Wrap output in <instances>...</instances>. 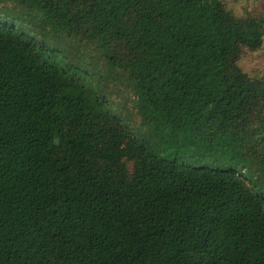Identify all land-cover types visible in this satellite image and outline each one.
Segmentation results:
<instances>
[{
	"label": "trees",
	"instance_id": "1",
	"mask_svg": "<svg viewBox=\"0 0 264 264\" xmlns=\"http://www.w3.org/2000/svg\"><path fill=\"white\" fill-rule=\"evenodd\" d=\"M245 1L0 0V264H264V64H243L264 13Z\"/></svg>",
	"mask_w": 264,
	"mask_h": 264
},
{
	"label": "rangeland",
	"instance_id": "2",
	"mask_svg": "<svg viewBox=\"0 0 264 264\" xmlns=\"http://www.w3.org/2000/svg\"><path fill=\"white\" fill-rule=\"evenodd\" d=\"M228 1H232V0H228ZM239 4L240 3H246L247 1L245 0H239ZM256 7H258L263 13H264V0H259L257 1V5ZM244 66L248 69H255L257 67H261L264 64V50L263 51H259L256 53H252L248 56L245 57L244 62H243ZM111 86L113 89V94L111 95V98L113 100L114 103H120L123 105L124 107V81H113L111 82ZM137 123H136V127H138L136 129L137 134L140 137H145L146 139H155V137H151L150 136V130L148 128H140L141 126L139 125V119L137 118ZM166 139H171L169 136H166ZM156 140V139H155ZM153 149L162 154L165 155L166 157L169 158H173V157H180V160L189 162V163H201V159H202V155L200 153L195 152V150L193 149H188L182 146H177V144L175 145H170L168 142H163L158 145V144H153ZM207 159L210 160H214V159H218V163L216 165L218 166H227L230 165L229 163H227L228 159L226 157L225 153L219 152L217 154H212L210 157H208ZM207 159L205 161H207ZM252 177V180L254 182H257V189L259 191H262L264 193V183L262 182H258L257 178L255 177V175L253 176L251 173H249Z\"/></svg>",
	"mask_w": 264,
	"mask_h": 264
}]
</instances>
